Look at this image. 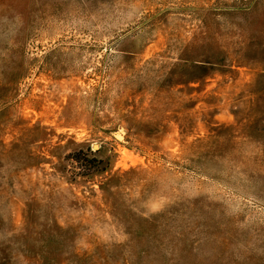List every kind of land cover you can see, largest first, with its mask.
Wrapping results in <instances>:
<instances>
[{
  "label": "rangeland",
  "instance_id": "374dc122",
  "mask_svg": "<svg viewBox=\"0 0 264 264\" xmlns=\"http://www.w3.org/2000/svg\"><path fill=\"white\" fill-rule=\"evenodd\" d=\"M0 264H264V0H0Z\"/></svg>",
  "mask_w": 264,
  "mask_h": 264
},
{
  "label": "trees",
  "instance_id": "16d2710c",
  "mask_svg": "<svg viewBox=\"0 0 264 264\" xmlns=\"http://www.w3.org/2000/svg\"><path fill=\"white\" fill-rule=\"evenodd\" d=\"M87 161L90 164V166H92L93 168H97L101 164V162L96 160L95 158H90V159L88 158Z\"/></svg>",
  "mask_w": 264,
  "mask_h": 264
}]
</instances>
